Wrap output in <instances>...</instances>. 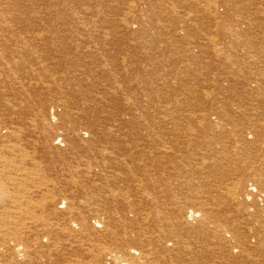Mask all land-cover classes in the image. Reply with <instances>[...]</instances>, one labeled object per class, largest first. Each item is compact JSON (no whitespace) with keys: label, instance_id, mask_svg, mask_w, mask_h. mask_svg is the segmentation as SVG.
Wrapping results in <instances>:
<instances>
[{"label":"bare ground","instance_id":"obj_1","mask_svg":"<svg viewBox=\"0 0 264 264\" xmlns=\"http://www.w3.org/2000/svg\"><path fill=\"white\" fill-rule=\"evenodd\" d=\"M6 1L0 0V264H105V257L119 264H264V0H173L192 10L178 13L183 22L154 13L167 0H147L145 8L131 0H77L101 15L65 32L52 24L73 21V14L52 13L69 1L56 0L27 19L29 26L42 20L53 33H23L21 10ZM122 3L128 7L120 13ZM108 12L121 16L113 30ZM165 29L170 42L160 38ZM145 34L161 61L175 51L178 60L167 57L162 74L124 51L131 36ZM85 36L103 41L80 44ZM117 38L127 54L113 66ZM67 39L78 41L74 58L65 57L67 50L45 55V41ZM215 69L231 75L226 86L217 77L206 83ZM143 70L151 77L140 80ZM113 73L125 82L109 84ZM175 75L193 76L180 83L190 100L172 95ZM214 81L220 98L208 95ZM143 99L176 103L151 113L138 109ZM110 240L113 251L105 246Z\"/></svg>","mask_w":264,"mask_h":264},{"label":"rangeland","instance_id":"obj_2","mask_svg":"<svg viewBox=\"0 0 264 264\" xmlns=\"http://www.w3.org/2000/svg\"><path fill=\"white\" fill-rule=\"evenodd\" d=\"M73 3H72V2ZM85 1V0H84ZM87 2H88V0H86ZM85 1V2H86ZM126 1H130V0H125V2ZM145 1H147V0H131L130 1V3L129 4H133V5H138L139 4V6L140 7H148V6H146V5H149V4H147V3H145ZM171 1V2H170ZM191 1H193V0H191ZM203 1V0H202ZM212 1H215V0H211V2ZM8 4H9V6H10V8L12 9V11H14V12H16V13H19L18 11L19 10H21V13L23 14V18L22 19H19V22H21V23H23V25H21L20 26V28H23L25 31L23 32V33H25L27 30H34L35 32H42V33H53L54 31L53 30H55V31H59V30H62L63 32H65L66 30H73L76 26H80V24H82V23H87V22H91L92 20L94 21H96L97 22V20H99V18H98V15L97 14H99V16L101 15V11H100V8H98L97 10L96 9H94V8H91V10H93L94 11V17H92V12L93 11H87V10H85L84 8H83V6H85V5H83V6H80L79 5V3H78V1L77 0H69V1H67V2H65V3H61L60 5H56V0H52V1H46V2H42V1H40V0H18V1H14V2H12L11 0H7L6 1ZM70 2V3H69ZM140 2V3H139ZM204 3L205 2H210V0L209 1H203ZM59 3V2H58ZM174 3L175 2H173V0H167V3H165V4H161L160 6H156L155 5V7H154V13L156 14L157 12L159 13H157L158 14V16L160 15V16H162V13H163V16H165V17H167L168 19H173V21H174V19L176 20H178V21H182L183 22V20L185 19V17L187 16V12H190V11H192V10H189V11H185V9L187 10V6H186V8H185V6H180V5H177L176 3H175V5H174ZM204 3H203V6H204ZM74 4V5H73ZM206 4V3H205ZM20 5V7L19 8H17L18 6ZM55 6V7H57V8H55L53 11H52V13H54L55 12V10L57 11V9L58 10H62L64 13L63 14H67V16H70L71 14H73L72 15V17H71V20H73V21H64L63 19L62 20H60L59 19V21H54L53 22V24H52V29L50 28V27H48V26H46L45 27V25L44 26H41L40 24H42V23H40V21H42V20H40L39 19V23H33L32 24V26H29L28 24H27V19L29 18V17H31V19L30 20H32V17H35V15H38V14H43V13H46L50 8H51V6ZM80 7H79V6ZM120 5H122L121 6V8H123V11H119L120 13L122 12H124L125 11V9H127V7H128V5L126 4H124V3H122V4H120ZM169 5V6H168ZM126 6V7H125ZM176 6H177V8H176ZM92 7H96V6H92ZM158 7V8H157ZM162 7V8H161ZM164 7V8H163ZM167 7V8H166ZM174 7V8H173ZM221 7V6H220ZM166 8V9H165ZM182 8V9H181ZM65 9V10H64ZM162 9H164V10H162ZM221 9H223V8H221ZM159 10V11H158ZM168 10H170V11H168ZM65 11H66V13H65ZM87 12V13H84V12ZM156 11V12H155ZM164 11V12H163ZM172 11V12H171ZM181 11V12H180ZM184 11V12H183ZM213 11H214V9H213ZM212 11V12H213ZM171 12V13H170ZM56 13V12H55ZM62 13V12H61ZM79 13V14H78ZM84 13V14H83ZM103 13V12H102ZM161 13V14H160ZM165 13H166V15H165ZM175 13V14H174ZM178 13H181V15H185V17H183L182 18V16L180 15V14H178ZM15 14V13H14ZM74 14H78L77 16H75ZM156 14V15H157ZM171 14V15H170ZM174 14V15H173ZM179 15V16H177V15ZM54 15V14H53ZM95 15H97V16H95ZM107 15H108V20L106 21V26L107 27H110L112 30L115 28V26L117 25V24H119V22L121 23V16H119L120 14H118V15H116V14H114V13H112V12H108L107 13ZM124 15V14H123ZM55 16V15H54ZM175 18H174V17ZM181 16V17H180ZM15 17V16H14ZM38 17H40L39 15H38ZM56 17V16H55ZM74 17H75V19H74ZM97 17V18H96ZM57 18V17H56ZM77 18H79V19H77ZM90 18H91V20H90ZM182 18V20H180ZM154 20H155V18H153ZM75 20V21H74ZM16 19H15V21H14V25H16ZM64 21V22H63ZM150 21V28L152 29L153 28V25H155V22L152 20V19H150L149 20ZM185 21V20H184ZM32 22V21H31ZM57 23H59V25H57ZM151 23H152V25H151ZM181 23V22H180ZM24 25H27L26 27L24 26ZM119 26H120V24H119ZM219 26V25H218ZM220 28H224V26H222V24H220V26H219ZM56 28L58 29V30H56ZM202 28V27H201ZM215 28V27H214ZM216 29V28H215ZM214 29V30H215ZM22 30V29H21ZM119 30V29H118ZM119 31H121V29L119 30ZM164 31V30H163ZM162 30H161V33H160V31H159V34H160V38H162L163 36V38H162V40H164V38L166 37V34L168 33L167 31L168 30H166L165 29V31L163 32ZM122 32V31H121ZM18 33H19V31H18ZM164 33H165V35H164ZM161 34H162V36H161ZM199 34H200V36L201 37H199ZM8 35H10V34H8ZM146 35V36H145ZM144 36L143 35H141V36H139V35H133L134 36V38L131 36V38H129V40L128 41H126V43H127V45H125L126 47H127V51H126V47H124L123 49H124V51L125 52H127L128 53V56H130V57H132V58H134V61H138L137 63L138 64H141V61H144V62H146V61H149L150 62V64L151 63H153L154 65H155V67H156V70H161V73H160V71H159V74H162V72H164V68L163 67H167L168 66V62L165 64L164 62V60H166L167 59V57L169 58V56H172V57H174V59L172 58L171 59V61H173V60H178L175 56H174V54H175V51H174V49H171V52H174V53H172L171 55H168L166 58L165 57H163V60L161 61V59L162 58H158V54H156V52H157V49L156 48H154L155 46H153L152 44H151V39L149 38V36H148V34H145ZM194 35V34H193ZM197 35H198V39L199 38H203L201 41H203L204 39H205V35H203V32H199V33H197V34H195V36L197 37ZM10 36H12V35H10ZM6 37L7 38V40L9 41L8 42V44H10L11 46H12V44H13V41L15 40V39H11V37ZM15 36V35H14ZM20 36H22V35H20ZM135 36H137L136 38H135ZM139 37V38H138ZM142 37V38H141ZM85 38H87V39H84V40H82L81 42H80V44H83V45H87V44H95V43H101L102 41H103V36H99V37H93V38H88V36H85ZM145 38V39H144ZM149 38V39H148ZM118 40H117V42L119 43V45L116 47L117 48V50H119V51H117L116 53H115V55L114 56H112V57H114L115 59L113 60V66H115L116 64H118V62H119V60H121V59H124V58H126L125 57V54H127V53H124L122 50H120L121 49V47H120V44H121V41H122V39L121 38H117ZM135 39V40H134ZM138 39L140 40V42L138 41ZM167 38H165V40L164 41H167V42H170L168 39L166 40ZM130 40H132V41H130ZM144 42H147L148 44H149V46H148V44L147 45H143V41ZM146 40V41H145ZM134 41V42H133ZM136 41V42H135ZM150 41V42H149ZM198 41H200V39L198 40ZM200 41V42H201ZM46 43H48L49 45H50V47H57V46H59V47H57V48H60L61 49V52H60V50L59 49H57V48H53L54 49V53H53V49H50V47L48 48V49H46L45 50V55L46 56H51V57H60L61 56V54L63 53V51L64 50H67L68 51V54L67 55H65V57L66 58H69V59H72V58H74V56H75V54L72 52V50H71V45L73 44H76V43H78V41H76V40H72V39H67V40H61V41H57V42H49V41H45ZM45 42H43V43H45ZM116 42V43H117ZM130 42V43H129ZM129 43V44H128ZM202 43V42H201ZM140 44V45H139ZM179 44V46H180V48L181 49H185V50H187V49H190L188 46H186L185 45V43L183 44V42H179L178 43ZM60 45H66L68 48L67 49H65V48H63V47H61ZM129 46V47H128ZM130 46H131V48H130ZM133 46V47H132ZM183 46V47H182ZM142 47V48H141ZM148 47V48H147ZM153 49H152V48ZM139 48V49H138ZM141 48V49H140ZM132 49V50H131ZM136 49V50H135ZM143 49V50H142ZM148 49V50H147ZM156 49V50H155ZM38 50V49H37ZM131 50V51H130ZM135 50V51H134ZM139 50V51H138ZM146 50H147V52H146ZM153 50V51H152ZM129 51V52H128ZM150 51V52H149ZM3 52V50L1 51V53ZM152 52V53H151ZM238 53L240 54H242V51H240V50H238ZM143 54V55H142ZM240 54V55H241ZM132 55V56H131ZM135 57H134V56ZM150 55V56H149ZM153 55V56H152ZM146 56V57H145ZM151 56H152V58H154V59H152L151 58ZM154 56H157V57H154ZM20 57H23V54L20 56ZM138 57V58H137ZM140 57V58H139ZM148 57V58H147ZM150 57V58H149ZM144 58H146V60L144 59ZM158 58V59H157ZM165 58V59H164ZM76 59H77V57H76ZM89 60H90V58H88ZM148 59V60H147ZM159 59H160V61H159ZM44 60H46V59H44ZM153 60V61H152ZM205 60H207V59H205ZM155 61H156V63H155ZM144 62H142V63H144ZM157 62H159V63H157ZM136 63V64H137ZM137 64V65H138ZM161 64L163 65V66H161ZM159 65V66H158ZM178 66H180L181 64H177ZM176 65V66H177ZM224 65V64H223ZM220 67H223L222 66V64H221V66ZM197 69L199 68V64L197 65V67H196ZM99 69L100 68H96L95 70L96 71H99ZM166 69V71H167V68H165ZM223 70H224V68H223ZM216 73H215V72ZM214 71H212V72H210L211 73V75H209L210 73L208 72V75H207V77L210 79H206V83H208L209 81L210 82H212L214 79L213 78H216L217 77V79H219L220 81H222V82H220V85L221 84H224V83H226V84H224L225 86L227 85V83H229L228 81H226V78H228V77H231V75L230 74H222L221 72H217V69H215ZM174 72H176V71H174ZM214 72V73H213ZM62 73H63V71H62ZM61 73V75H58L57 76V78H56V83H61V82H63V79L65 78V74H62ZM213 73V74H212ZM188 75V74H187ZM151 77V75H149V73L147 74L146 72H144V70H143V72H141V74H140V77H141V79L140 80H143V79H147L148 77ZM178 75H175V76H173V85H175V86H173V88L175 89H180L179 91L177 90L176 91V89H175V93L173 92V96L174 97H176V99H177V101L179 100V98L183 101V102H186L187 100H190V99H188V98H186L188 95H184V94H186V91H183L185 88H183V84L184 83H182V82H185L186 80H188V79H193V76H192V78H191V76H189V78H188V76L185 78V75H183L182 77L180 76V77H177ZM215 76V77H214ZM149 77V78H150ZM213 80H212V79ZM178 79V80H177ZM222 79V80H221ZM136 79H134V81H135ZM178 81H180L179 83H178ZM189 81V80H188ZM208 81V82H207ZM107 82L109 83V84H120V83H124L125 81L124 80H122L121 79V77H120V75H118V74H116V73H113L112 74V79L110 80V81H108L107 80ZM164 82V81H163ZM162 81H158V84H159V86H161V89L163 90V86H164V90H163V92L165 91V86H166V84L164 85V83H163ZM86 83V84H85ZM83 82V85L85 86V89H88V91H90V92H92V88H90V86L91 85H89L87 82ZM182 85H181V84ZM158 84L157 83H154V86L155 87H157L158 86ZM189 84V83H188ZM213 84V88L212 89H210V90H208V93H210V94H208L210 97H215V98H217V96L219 97H221L222 96V90H221V88H219L218 87V85L219 84H217L215 81L212 83ZM87 85V86H86ZM136 85V84H135ZM163 85V86H162ZM170 85V84H169ZM219 85V86H220ZM158 86V88L160 89V87ZM182 86V87H181ZM187 86H190V84L189 85H187ZM230 85L228 84V86L226 87V88H228ZM138 87V86H137ZM136 89V88H135ZM160 89V90H161ZM172 89V88H171ZM209 89V88H208ZM217 89V90H216ZM153 91V90H152ZM155 92H156V90H154ZM153 91V92H154ZM210 91V92H209ZM154 92V93H155ZM181 92V93H180ZM154 93H153V95H154ZM159 93V92H158ZM143 94H146V95H149V93H147V92H139L138 93V95H143ZM156 94V93H155ZM161 94H162V92H161ZM216 94V95H215ZM185 96V97H182V96ZM225 95H227V94H225ZM162 96V95H161ZM219 97V98H220ZM184 98V99H183ZM235 98V97H234ZM61 99L59 98L58 99V101H60ZM75 100H77V98L75 99ZM154 100V101H153ZM186 100V101H185ZM143 101V102H142ZM141 101V103H140V105H139V107H138V109L140 108V109H142L143 108V106H144V108H146V110H148V111H150V109L152 110L151 111V113H153V111H154V109L156 108V107H158L160 104V106H161V108H163V106L162 105H164V103H165V101H167V104L171 107H173V105L176 103V102H174V101H172V100H170V99H166V100H164V102H160V101H158V100H156V99H152V100H148V99H143ZM150 101V102H149ZM169 101V102H168ZM191 101H193L192 99H191ZM155 102V103H154ZM146 103V105H144ZM158 103V104H157ZM163 103V104H162ZM171 103V104H170ZM173 103V104H172ZM188 103V102H187ZM187 103H185V104H187ZM143 104V105H142ZM185 104H182V105H185ZM149 105H151V106H149ZM150 108V109H149ZM60 147L61 148H64L63 146H62V144H60ZM195 177H197V176H195ZM180 181H185V179H182V178H180ZM211 188H213V185L211 184V185H209L208 186V189H211ZM190 189H194V187H190ZM190 189H187V190H185V192L187 191V192H190L191 190ZM111 229V231H113V229L112 228H110ZM113 242H115V240L114 241H112V240H110V241H108L107 243H106V247H108V250L109 251H113V250H115V248L113 247ZM115 253V252H114ZM120 258H122V257H120ZM119 261L120 260H117V261H115L114 263H112V261H111V259L109 258V257H105V264H119Z\"/></svg>","mask_w":264,"mask_h":264}]
</instances>
